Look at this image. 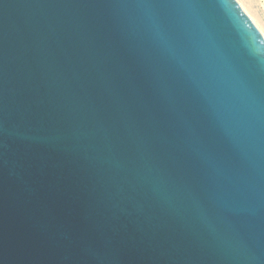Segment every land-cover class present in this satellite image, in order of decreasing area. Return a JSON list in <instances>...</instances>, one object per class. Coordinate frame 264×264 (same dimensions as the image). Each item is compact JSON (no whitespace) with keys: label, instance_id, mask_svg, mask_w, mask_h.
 I'll return each instance as SVG.
<instances>
[{"label":"water","instance_id":"1","mask_svg":"<svg viewBox=\"0 0 264 264\" xmlns=\"http://www.w3.org/2000/svg\"><path fill=\"white\" fill-rule=\"evenodd\" d=\"M0 264H264L236 0H0Z\"/></svg>","mask_w":264,"mask_h":264},{"label":"rangeland","instance_id":"2","mask_svg":"<svg viewBox=\"0 0 264 264\" xmlns=\"http://www.w3.org/2000/svg\"><path fill=\"white\" fill-rule=\"evenodd\" d=\"M264 37V0H236ZM244 3V4H243ZM244 5V6H243ZM246 10V11H245Z\"/></svg>","mask_w":264,"mask_h":264},{"label":"bare ground","instance_id":"3","mask_svg":"<svg viewBox=\"0 0 264 264\" xmlns=\"http://www.w3.org/2000/svg\"><path fill=\"white\" fill-rule=\"evenodd\" d=\"M244 4V3H243ZM244 6V5H243ZM246 11V10H245ZM264 34V33H263Z\"/></svg>","mask_w":264,"mask_h":264}]
</instances>
